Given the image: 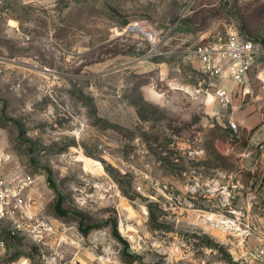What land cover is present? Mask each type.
Listing matches in <instances>:
<instances>
[{
	"label": "rangeland",
	"instance_id": "374dc122",
	"mask_svg": "<svg viewBox=\"0 0 264 264\" xmlns=\"http://www.w3.org/2000/svg\"><path fill=\"white\" fill-rule=\"evenodd\" d=\"M232 28L264 42V0L5 1L0 264H264V56L250 128L196 56Z\"/></svg>",
	"mask_w": 264,
	"mask_h": 264
},
{
	"label": "built area",
	"instance_id": "2783aa9c",
	"mask_svg": "<svg viewBox=\"0 0 264 264\" xmlns=\"http://www.w3.org/2000/svg\"><path fill=\"white\" fill-rule=\"evenodd\" d=\"M5 1L0 0V9L5 8ZM23 4L38 6L54 0H18ZM217 44H203L196 50V56L202 71L214 82L226 75L235 82L240 92H246L248 73L264 56V42L249 37H242L235 29L227 31L225 38L218 37ZM212 82V83H213ZM215 97L221 107L227 108L232 100V93L215 86ZM228 125L236 127V121L228 118ZM25 204L19 188L12 186L4 179L0 167V219L20 212ZM21 208V209H19ZM24 210V209H23ZM24 215H27L24 211ZM0 240V251L4 249Z\"/></svg>",
	"mask_w": 264,
	"mask_h": 264
},
{
	"label": "crops",
	"instance_id": "0c3cea01",
	"mask_svg": "<svg viewBox=\"0 0 264 264\" xmlns=\"http://www.w3.org/2000/svg\"><path fill=\"white\" fill-rule=\"evenodd\" d=\"M214 86L224 88L227 91H230L233 96L231 100L232 112L228 115V118H232L238 121L239 125L242 127L250 128L258 120V110L248 102L242 100L244 92H240L233 80L229 78V75L226 73L224 77L219 80L214 81ZM247 91V89H246ZM257 95L256 99L259 97V106L264 103V88ZM261 101V102H260ZM258 106V107H259ZM251 113V114H250Z\"/></svg>",
	"mask_w": 264,
	"mask_h": 264
},
{
	"label": "trees",
	"instance_id": "16d2710c",
	"mask_svg": "<svg viewBox=\"0 0 264 264\" xmlns=\"http://www.w3.org/2000/svg\"><path fill=\"white\" fill-rule=\"evenodd\" d=\"M221 157H222V156H221ZM56 208H57V210H58L59 212H63V210L60 209V204H59V203L56 204Z\"/></svg>",
	"mask_w": 264,
	"mask_h": 264
},
{
	"label": "bare ground",
	"instance_id": "6f19581e",
	"mask_svg": "<svg viewBox=\"0 0 264 264\" xmlns=\"http://www.w3.org/2000/svg\"><path fill=\"white\" fill-rule=\"evenodd\" d=\"M149 37H153V35L151 33H146Z\"/></svg>",
	"mask_w": 264,
	"mask_h": 264
},
{
	"label": "water",
	"instance_id": "95a60500",
	"mask_svg": "<svg viewBox=\"0 0 264 264\" xmlns=\"http://www.w3.org/2000/svg\"><path fill=\"white\" fill-rule=\"evenodd\" d=\"M130 28H133V26H130Z\"/></svg>",
	"mask_w": 264,
	"mask_h": 264
}]
</instances>
